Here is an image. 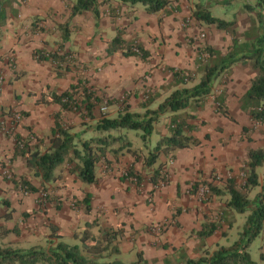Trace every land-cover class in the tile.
<instances>
[{
  "label": "crops",
  "instance_id": "crops-1",
  "mask_svg": "<svg viewBox=\"0 0 264 264\" xmlns=\"http://www.w3.org/2000/svg\"><path fill=\"white\" fill-rule=\"evenodd\" d=\"M77 1L16 0L7 21L0 25V203L9 200L15 210L13 220L2 224L9 229L20 224L21 232L30 231L33 238L47 235L49 225L55 224L61 240L74 245L78 243L74 238L76 232L87 223L98 221L102 228L121 230L119 258L124 260L128 256L135 260L136 255L142 253L150 264L176 263L180 249L185 250L189 259L197 260L203 248L214 252L220 246H230L237 239L239 217L231 228L225 226L202 240L199 233L203 224L210 217H216L225 202L217 196L208 203L203 202L190 193L189 184L217 177L223 181L237 178L248 161L249 151L264 148V125H256L241 109V99L256 76L251 62L234 65L229 80L228 76H223L215 86V90L223 88L221 93L226 94V106L234 120L217 112L215 94L183 111L195 116L188 119V124L197 127L193 136L201 145L178 151L173 163L166 155L160 157L158 164L167 163L170 178L162 189L154 190L148 177L154 168H144V160L162 138L170 135L171 114L162 116L156 124L157 138L153 144L131 142L139 160L129 153L118 157L108 154L107 160L96 169L95 184L80 182L76 175L70 174L71 167H62L61 178L47 185L51 201L44 203L41 210L39 192L24 196L14 182L2 176L3 170L10 167L18 177H29L33 185L42 187L41 180L28 172L25 161L21 157L14 159L15 137L26 139L33 134L46 141L55 127L56 113L61 112L66 123L76 126L75 131L87 129L81 126L82 116L74 119L72 112H64L58 104H40L44 91L64 93L81 78L101 100L100 104H109V117H116L124 105L132 112L144 113L148 96L152 95L153 101L147 108L156 110L175 89L182 87L177 86L173 70L192 72L194 81L187 87L200 81L197 58L204 46L211 47L216 57H223L233 45L230 32L193 17L198 6L210 9L215 2L218 4L211 12L215 7L233 9L230 0H173L157 14H149L145 6L139 4L130 6L120 0H100L99 20L92 12L72 17V7ZM243 1L255 4L259 0ZM248 15L242 11L240 16L231 14L229 19H221L235 20L237 35L243 39L250 28V23H245ZM64 25L69 31L66 43L63 42ZM118 36L123 43L113 47L112 42ZM194 39L198 40L193 42ZM132 43L139 44L148 53L146 59L127 55V44ZM110 47L114 51L108 54ZM56 51L71 52L76 59L63 77L57 76L51 59L41 61L35 55L40 52L49 56ZM45 97L51 101L47 95ZM112 106L116 108L113 114ZM15 113L21 118L17 124L12 117ZM94 116L96 119L91 126L102 119L99 106ZM121 134L129 139L124 132ZM92 135L90 130L83 138L89 139ZM129 167L144 178L141 188L127 178L122 180ZM259 177L263 183L264 176L259 174ZM88 193L93 197L89 214L81 204ZM4 207H0V214L5 213L7 207ZM26 213L30 214L28 219L24 217ZM259 238V264H264L261 258L264 235Z\"/></svg>",
  "mask_w": 264,
  "mask_h": 264
},
{
  "label": "trees",
  "instance_id": "trees-1",
  "mask_svg": "<svg viewBox=\"0 0 264 264\" xmlns=\"http://www.w3.org/2000/svg\"><path fill=\"white\" fill-rule=\"evenodd\" d=\"M15 1L0 0V25L7 21L9 10H12L11 6ZM120 1L130 6L141 4L145 6L149 14H157L174 2L173 0ZM217 4L218 2H215L213 6ZM100 5V0H78L72 7V17L84 12H92L99 20ZM244 7L251 15V20L250 28L245 32L243 39L237 35L235 20L225 21L214 16L210 11L211 8L208 9L201 5L197 7L193 12V17L206 25H215L219 30L230 32L233 45L230 52L223 57H216L209 46H204L200 50L197 58V72L202 76L200 81L192 87H187L188 83L194 81L192 72L173 70L177 86L182 87L175 89L156 110L147 108L153 101L150 95L143 106L146 109L144 113L132 112L129 106L124 105L116 117H109L106 114L91 126L90 123L96 119L94 110L101 100L96 98L81 78L64 93L44 91L40 104L54 103L60 105L64 112L81 111L85 113L82 115L84 122L81 126L87 129L81 132L75 131L76 126L66 123L60 112L55 114V127L47 136L46 141L33 134L26 139L17 135L14 159L21 157L30 175L41 180L42 187L33 185L29 177L15 176L11 181L15 183L16 188L27 193V195L22 193L24 196L39 192L41 195L38 205L41 210L44 203L51 201L47 185L61 178L59 172L62 167H71L70 174L76 175L80 182L87 185L95 184L97 182L96 169L101 162L107 160L108 154L118 157L120 154L129 153L139 160L138 152L132 149L131 141L122 135V132L141 131L140 138L143 144L148 146L151 144L155 126L160 118L171 114L169 115L170 135L162 138L144 160V168H154L148 174L154 190L161 183H166L167 186L170 181L166 170L167 163L158 164L160 157L166 155L170 157V163H173L178 151L201 145V141L193 136L197 127L188 124V119H194L195 116L183 111L190 108L193 103L213 95V88L218 80L223 76H229L233 66L238 63L251 62L256 72L250 88L241 99V109L250 115L254 122L264 123V0H259L255 4L247 2ZM62 29L63 42L66 43L69 40L67 25H64ZM119 43H123L121 36L113 40L112 46ZM113 47L108 49V54L114 51ZM133 48H138L141 55L133 52ZM126 51L128 56H140L142 59L148 56V53L137 43L127 44ZM204 53L209 55L205 61L200 58ZM35 55L41 61L51 59L56 65L55 72L58 77H63L68 73L76 61L71 52L62 54L61 51H56L49 56L36 52ZM9 62L12 61L9 60ZM46 95L51 101L46 99ZM216 103L218 113L234 120L227 109L224 92L216 97ZM22 115L27 116L28 113H22ZM90 130L93 131L92 137L84 139L83 136ZM96 134L97 136H94ZM263 165L264 148L252 149L249 151L248 161L241 170L245 176L241 185L236 177L226 181L218 180L217 177L212 181H195L189 184V191L194 196H198L201 187L209 190L207 196L201 198L203 202H210L214 196L220 197L225 202L218 215L210 217L203 224L202 231L199 233L202 240L212 236L219 229H224L225 226L231 228L237 223V217L243 216L245 220L236 230L237 239L230 246H220L214 252L203 248V254L197 260L189 259L185 250L180 249L177 262L168 261L166 264H258L252 260L249 250L255 240L264 235V181L261 183L257 173L258 168ZM125 171L127 176H122V180L135 177L141 185L144 179L141 173L133 167ZM258 187H262L261 191L251 198L253 190ZM92 200V195L88 193L81 202L87 214L92 211ZM4 205L7 209L4 214H0V264H150L142 253L138 254L136 262L120 261L117 256L120 255L121 230L102 228L98 221L92 224L87 223L82 227L83 229L80 228L82 230L74 235L75 240H78V243L74 245L62 241V237L58 235V227L50 224V235L47 237L48 246L39 245L27 248L15 246L8 241V238L11 235H21L20 224H16L13 229L2 224V222L12 221L15 213L9 200H5ZM29 216V213L24 214L26 219ZM261 258L264 261V254Z\"/></svg>",
  "mask_w": 264,
  "mask_h": 264
},
{
  "label": "rangeland",
  "instance_id": "rangeland-1",
  "mask_svg": "<svg viewBox=\"0 0 264 264\" xmlns=\"http://www.w3.org/2000/svg\"><path fill=\"white\" fill-rule=\"evenodd\" d=\"M230 3L234 4L232 6L233 9H231V8L230 9L229 8L218 9V8L215 7V8H213L214 10H212L213 15L216 16V17L223 18V19H226L227 20V19L230 18V15L231 14H234V16H236V15L240 16V13L242 11H246V9L244 7V5L246 4L245 1H243V0H236L234 2L233 0H230ZM139 5H141V4H139ZM250 20H251V15H248L245 23H250ZM229 78H230V76H228L227 80H229ZM216 85L217 84H215V86ZM215 86L213 88V94H215V95L218 96L219 94H221V90H223V88L222 87H219L218 89L215 90ZM108 105L109 104L107 102L98 105L99 106V113L101 115V118L104 115H106V114L108 115L109 114L110 111L108 109ZM111 109H112V114L115 113L116 108L114 106H112ZM84 114L85 113H83V112L81 113V111L75 112V113H73V115H74L75 118L74 117L73 118L76 119V117H78V116L80 117V116H82ZM14 123H15V121H14ZM124 133L128 135L129 140L134 145H136L138 143H143L142 139L140 138V135L142 134L141 131H124ZM94 136H97V134L94 135ZM156 138H157V134L154 133V135L151 138V144L154 143V141L156 140ZM7 168L10 169V171L12 172V174L14 175V177L15 176L16 177L18 176L15 173V171H13L12 168H10V167H7ZM7 168H5V169H7ZM258 170H259L258 173L260 174V176H264V165L260 169H258ZM237 178H238L237 179L238 180V183L241 185L242 184V180H243L242 173ZM5 180L11 181L9 179H5ZM257 191L260 192L261 189L259 187L258 188H255L253 190L252 194H251V198H254V196L258 193ZM0 204H1L0 207L2 206V208H3L4 207V202L1 201ZM1 214H3V213H1ZM244 220H245V217H243V216H240L239 217V223H243ZM48 235H50V232L49 231H48V234L47 235L45 234V236L44 235H40L39 237L36 236V238H33V235L30 234V231H26L25 233L21 232V235H11L8 238V241L10 243H13L15 246L25 247V248L31 247V246H39V245L48 246V238H47ZM260 248H261V241H260V238H258V239L255 240V242L252 244V246H251V248L249 250L252 260L254 262L258 263V264H259V262H261V260H260V253H259ZM117 258L120 261L124 262V263H133V262H136L138 260V255H136L135 260H131L130 257H128V256L125 257L124 260H122V258H119V256H117Z\"/></svg>",
  "mask_w": 264,
  "mask_h": 264
},
{
  "label": "built area",
  "instance_id": "built-area-1",
  "mask_svg": "<svg viewBox=\"0 0 264 264\" xmlns=\"http://www.w3.org/2000/svg\"><path fill=\"white\" fill-rule=\"evenodd\" d=\"M203 38H205V36H201V39H203ZM199 39V38H198ZM198 39H194V41L193 42H195V41H197ZM133 52H135L136 54H138V55H141V52H140V50L138 49V48H133ZM201 60H203V61H205V60H207L208 58H209V55L207 54V53H204V54H201ZM12 62H13V60H11ZM2 81V78H0V82ZM21 118H20V116H19V114H13V120L15 121V123L17 124L18 123V121L20 120ZM256 125H258V126H262V125H264V123H256ZM7 168V167H6ZM124 176L126 175L127 176V173L126 172H124V174H123ZM3 177L4 178H7V179H9V180H12L13 178H14V175L12 174V172L10 171V169H5L4 171H3ZM245 176L242 174V178H244ZM127 179H128V181L131 183V184H133L135 187H138V188H141L142 186H143V184L141 183V185L139 184V182H138V179L137 178H135V177H127ZM218 180L220 179L219 177L217 178ZM164 187H166V183H161V184H159V185H157L155 188L156 189H162V188H164ZM22 191V190H21ZM208 189L207 188H205V187H201L200 189H199V192H198V196L200 197V198H204V197H206L207 196V194H208ZM22 193H24V194H26L27 195V193H25V192H23L22 191ZM159 228H161V226H158ZM157 227V228H158ZM157 228H156V231H157Z\"/></svg>",
  "mask_w": 264,
  "mask_h": 264
}]
</instances>
